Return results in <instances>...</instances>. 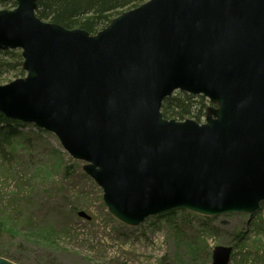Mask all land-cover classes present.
<instances>
[{"label": "water", "instance_id": "95a60500", "mask_svg": "<svg viewBox=\"0 0 264 264\" xmlns=\"http://www.w3.org/2000/svg\"><path fill=\"white\" fill-rule=\"evenodd\" d=\"M0 9V50L23 77L0 112L53 133L126 226L186 210L251 214L264 201V0H147L95 33ZM179 90L211 104L202 122L164 118ZM77 215L85 219V211ZM216 245L210 264H228ZM0 264H17L0 255Z\"/></svg>", "mask_w": 264, "mask_h": 264}, {"label": "rangeland", "instance_id": "374dc122", "mask_svg": "<svg viewBox=\"0 0 264 264\" xmlns=\"http://www.w3.org/2000/svg\"><path fill=\"white\" fill-rule=\"evenodd\" d=\"M13 79L9 74L0 84ZM24 131L33 133L27 144L11 161L0 160V216L7 226L1 256L17 264H210L213 247L226 245L228 264H264V202L251 214L177 213L172 222L154 216L126 226L108 213L101 188L53 133L31 124Z\"/></svg>", "mask_w": 264, "mask_h": 264}, {"label": "trees", "instance_id": "16d2710c", "mask_svg": "<svg viewBox=\"0 0 264 264\" xmlns=\"http://www.w3.org/2000/svg\"><path fill=\"white\" fill-rule=\"evenodd\" d=\"M142 1L36 0V15L41 19L55 22L65 28H82L92 34L105 27L112 18L122 11L133 8ZM13 5H15L14 1ZM9 74H12L14 78L25 75L19 49L0 50V83L4 82ZM209 106H211L209 101L201 95L175 91L163 100L161 112L164 118L184 120L186 117H190L200 122L206 115ZM27 125L29 124L6 118L0 112V160L11 161L17 150H20V147L22 149L27 144L33 134L24 131ZM35 128L38 131H43L38 127ZM177 213L190 214L186 210H173L158 215L157 218L172 222ZM6 227L4 218L0 216V238L6 232ZM239 235H241L240 231L237 234V240L240 242L242 238ZM260 258H263L264 262V254Z\"/></svg>", "mask_w": 264, "mask_h": 264}]
</instances>
